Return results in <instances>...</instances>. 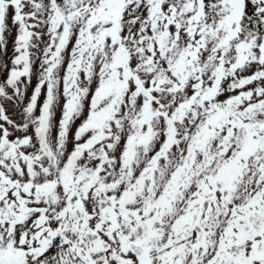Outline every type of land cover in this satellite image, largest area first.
I'll return each mask as SVG.
<instances>
[{
	"label": "snow or ice",
	"instance_id": "1",
	"mask_svg": "<svg viewBox=\"0 0 264 264\" xmlns=\"http://www.w3.org/2000/svg\"><path fill=\"white\" fill-rule=\"evenodd\" d=\"M0 264H264V0H0Z\"/></svg>",
	"mask_w": 264,
	"mask_h": 264
}]
</instances>
